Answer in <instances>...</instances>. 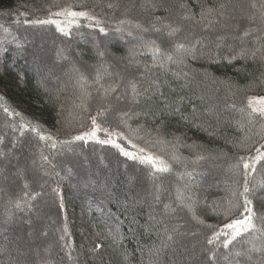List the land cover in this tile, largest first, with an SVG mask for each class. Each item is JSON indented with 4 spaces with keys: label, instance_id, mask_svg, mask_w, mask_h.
Returning a JSON list of instances; mask_svg holds the SVG:
<instances>
[{
    "label": "snow or ice",
    "instance_id": "6c2138e0",
    "mask_svg": "<svg viewBox=\"0 0 264 264\" xmlns=\"http://www.w3.org/2000/svg\"><path fill=\"white\" fill-rule=\"evenodd\" d=\"M192 4L195 7L183 0L179 4L180 13L176 20L153 14L151 18L142 21L127 15L137 7L133 0L129 7L125 8V15L111 28L112 32L129 44L126 54L115 58L126 62L123 71L114 70V65L106 60L108 53L102 50L98 43L95 45L98 63L92 66V76L81 71L75 63L71 64L65 75L77 93L76 99L79 100L74 107L81 113H89L87 119L90 120V125L81 124L83 130L71 139L58 140L52 134L42 131L38 118L34 124L32 119L26 118L20 111L10 109L4 104H0V108L8 117L18 118L10 122L13 133L19 131L23 135L25 131H31L52 149H56L58 144L71 145L74 142H83L87 145L92 141L115 149L119 156L125 158V167L128 166L127 161L142 166L151 187L148 193L151 203L148 218L140 227L149 239L153 234L156 237L151 246H147L148 264H158L160 256L177 244L178 238L189 235L196 237L201 235V231L204 235L201 254L206 258V264H264V214L256 210L251 198L257 186L264 187V173L260 174V179L255 175L259 169H264V143L257 146V141L253 139L259 137L264 140V95L249 94L239 106L235 103L227 105L229 110L238 113V118L233 120V124L243 134L237 139L234 147L242 153H245V149L247 151L245 154L235 156L234 161L229 164L227 170L234 177L231 186L226 182V195L211 204L207 202L206 197L201 199L196 181V176L200 174L197 168H189V165L198 166L200 162L209 159L208 156L198 153L190 160L182 156L179 151L180 147L184 146L182 141L179 137L168 139L162 134L163 121L154 130L155 134L152 129L146 128L144 123H138L136 127L129 123L132 120L138 121L141 117L151 116L155 121L166 113H179L184 98L182 96L172 98L170 93H175V88H171L169 94L163 89L168 86L169 75L175 80H187L189 73L184 71L187 61L196 60L198 54L207 52L209 58L214 59L213 50L226 48L228 54L222 59L229 64L240 59L259 62L264 66V0H250L246 9L241 8L239 16L235 14V9L229 12L227 5L218 0H212L211 3L209 0H192ZM117 6L113 3L107 4L109 9ZM160 7H165L162 0L160 3H157V0L139 2L140 10L146 13H154ZM5 15L11 16L12 13ZM19 17H24V20L21 21ZM28 17L29 13L18 11L14 23L32 27L54 26L55 31L66 38H70L74 32L82 36L83 32L80 31L82 28L98 30L105 36L110 31L105 26V21L87 6L86 0L56 5L55 10L49 7L45 18ZM185 24L189 25L186 34ZM0 30L5 34V39L12 36L10 42H16L18 48L22 47L9 27L0 25ZM56 56L58 61L69 60L63 49H58ZM132 68L137 71H130ZM43 83L40 82L41 86ZM246 87L264 90V73ZM66 88L67 84H62L60 91ZM47 91L45 88V92ZM93 92L99 97L95 115L90 114L89 108ZM2 100L4 97L0 96V101ZM195 112L196 109L193 108V113ZM109 113L116 115L118 121L116 127L111 124L105 126ZM182 118L188 119L186 116ZM99 133H103V139ZM3 143L4 137L0 136V144ZM15 146L14 138L12 147ZM4 155L5 153L0 151V157ZM39 159L41 162L39 166L42 169L45 164L55 169L53 159L45 155L42 149ZM177 166L182 170H178ZM44 174L48 175V172ZM173 174L177 179L174 191L162 183L165 176ZM55 175L59 173L56 172ZM23 188L25 191L21 196L7 201L3 216L0 218V225L5 226L4 230L0 231V255L8 256V264H20L19 257L25 253L16 248V254L13 255L14 242L9 239L7 226L14 222L16 211L23 212L25 208L31 211L32 201L41 194L27 191L29 189L27 181L24 182ZM52 191L59 195L58 188H53ZM124 206L127 207L126 204ZM60 207L63 208L62 201ZM202 208L210 209L218 218V222L208 223L200 214ZM97 211L102 217L99 223L104 226L106 239L111 241L110 246L113 250H121L127 264L130 254L123 249L125 236L121 231L125 221L115 213H105L102 209ZM178 212H183L190 218L196 228L195 231L182 230L183 224L172 223L173 220H178ZM113 217L115 219H112ZM125 219L128 220L129 230L132 231L131 226L137 224L136 218ZM57 231L60 232L59 241L63 242L62 249H67V260L74 261L72 255L74 249L71 243L65 240L68 236L67 224ZM42 234L48 235L46 231ZM50 247L51 245L43 251L47 253ZM195 247L193 245V249ZM101 248L100 243H95L88 251L97 254ZM140 251L143 253L145 246H141ZM36 255H40L39 250L36 251ZM39 264L51 262L40 260Z\"/></svg>",
    "mask_w": 264,
    "mask_h": 264
},
{
    "label": "trees",
    "instance_id": "16d2710c",
    "mask_svg": "<svg viewBox=\"0 0 264 264\" xmlns=\"http://www.w3.org/2000/svg\"><path fill=\"white\" fill-rule=\"evenodd\" d=\"M173 1H177L178 4L183 2V0ZM78 2L79 0H0V25L9 27L12 35L16 37V41L22 45V47L18 48L16 42H10L12 41V36H8L5 39V34L0 30V96L4 97V100L0 101V104H4L10 109L20 111L26 118L32 119L34 124L36 118H38L42 125L43 132L49 134L51 131L54 138L61 140L71 139L72 136L78 134V132L83 129L81 128V124L90 125V120L87 119L89 113H81L79 109L74 107L75 104L79 103V100L76 99L77 93L74 92L67 77L65 78L67 88L63 91H60L61 86L45 85L46 83L41 79V74L43 75L46 70L55 72V67L52 65V62L44 59L39 60V62L42 61L43 64V66H40V63L35 60L34 54L36 48L33 46V43L36 41L28 39V41L31 42H29L27 46L26 43L22 42V38L26 40L28 33L45 32L48 33L53 40L62 42L66 40L64 43L66 45H74L75 50L79 53V61L82 62L83 65H87L88 72L93 75V68H88V66L97 64L98 58L90 49L78 41L81 40L85 43L88 36H99L98 41L106 40V43H108L106 49L108 51L107 59L109 63L114 65V70L123 71L126 62H119L115 58L124 56L129 44L125 40L118 39L119 36L112 32L111 28L115 26L117 20L125 15V8L129 7L133 0H86L87 6L94 11L95 15L104 20L105 26L110 29L107 36L101 35L98 30L82 28L80 29V31L83 32L82 36L74 32L70 38H66L57 33L54 26L32 27L30 25H24L23 23L16 24L14 20L17 18L18 11L29 13V19L45 18L48 14L49 7L55 10L56 5ZM134 2L137 4V7L129 11L127 15L142 21L146 18H151L153 14L161 17L172 16L174 20H176L180 13L172 12L170 8L166 6L157 8L154 13H146L142 12L139 8L140 0H134ZM160 2L161 0H157V3ZM162 2L166 4V0H162ZM186 2L190 6L195 7L192 4V0H186ZM209 2L211 3L212 0H209ZM218 2L225 3L227 5V10L231 12L234 9L233 5L240 4L241 0H218ZM243 2H246L248 6L250 0H243ZM108 3H113L118 6L109 9L107 7ZM196 10L198 11V9ZM9 12L12 13L11 16L5 15V13ZM235 14L239 16L240 12H235ZM19 19L23 21L24 17H19ZM188 28L189 25L185 24V34ZM197 34H199L198 29ZM17 53L21 55L17 56ZM227 54L228 50L226 48L213 50L212 57L214 59H210L207 52L198 54L196 60L187 61V67L184 69V71L189 73L187 80H175L171 75L167 77L168 86L165 87L163 91L169 94L170 89L175 88V93H170L172 98H176L177 96H182L184 98L180 104L181 111L179 113H166L163 116H159L155 121H153L151 116L141 117L138 121H129L132 127H136L138 123H144L146 128L153 130V134H155L154 130L157 126L161 125V121H163L161 128L162 134L168 139L179 137L182 141L184 146L179 149L182 156L189 160L198 153L209 157V159L200 162L198 166L189 165L190 169L191 167H196L197 171L200 173L196 176V181H200L199 183L197 182L199 186L198 191L201 199L203 200L206 197L209 204L213 201H218L221 197L226 195V182L231 186V180L234 178L232 174L228 172V166L234 161L235 156L245 154L247 151V149H245V153H242L239 149L234 147L237 139L243 134L233 124V120L238 118V113L229 110L227 105L235 103L239 106L244 102L246 95L249 94L264 95V90L255 88L248 89L246 87L251 81L259 77L261 73H264V66L259 62L254 63L250 60L246 61L240 59L229 64L222 59V57ZM54 55L55 58H57L56 51ZM38 67L43 73L38 72ZM130 71L136 72L137 70L130 69ZM161 79H164V77H161ZM41 81L44 82L43 86L40 84ZM60 84L62 85L65 83L61 80ZM213 85H216L217 93L219 91V94L224 95L225 99L220 96L217 99L213 96L214 94L212 95L209 93L210 90H213ZM229 86H231V88H229ZM45 88L48 89L47 92H45ZM233 93H237L236 97L233 96ZM92 105L95 108L94 110L92 109ZM98 106L99 97L96 93H93V99L89 103L91 115L97 110ZM193 108L196 109L195 113H193ZM183 116L188 117V119H183ZM13 119L18 120V118L8 117L3 112V109L0 108V121L3 122L5 126H9ZM107 121H112V123H114L116 119L113 120L111 116H109ZM20 138L31 141L35 146V150L38 146H41L42 150L45 151V149H43L44 145H42L45 142L40 141L38 136L31 131H25L23 135L20 133ZM253 139L257 141V146L259 143H264V140H261L259 137H253ZM4 142H6V140H4ZM19 145L18 143V146ZM74 145L77 149H79L81 145L85 153L90 151L99 153V158L101 156V161L105 166L108 164L107 157L110 156L116 163L123 165L126 171L133 170L142 172L146 175V171L142 169V166L135 165L131 161H127L128 166L125 167V158L119 156L118 152L109 145L102 146L89 141L87 145L83 142H74L69 145V147L73 149ZM189 145L194 147H187ZM59 146L61 145L58 144L56 149H52L48 145L45 147H47V152L50 151L51 154H54L58 152ZM62 146L66 147L68 145ZM45 152L44 154L48 155ZM210 156H224L221 161L224 159L225 161L219 162L220 165L215 166L210 163ZM52 159L54 162L55 159L53 157ZM97 159L98 157L96 156V159L94 157L93 161ZM57 161L60 163L61 160H56V162ZM110 164L111 163L108 165L110 166ZM43 169L49 173L47 177L50 178V182L56 180L54 179L55 169L50 168L47 164L44 165ZM177 169L182 170L179 166H177ZM205 172L207 174L210 172L216 174L212 176L211 180L214 179V184L217 183V185H211L203 181L206 176ZM69 173L70 174H67L65 171L60 170L59 175L62 177L57 179L59 180L62 178L63 182L61 185L59 182L58 186H56V188L59 189V195L52 191L54 188L53 184H51L50 194L58 212V221H60L62 227L64 224H67L68 236L65 240L70 242L74 249L72 255L74 256L76 252L78 253L80 251L86 259L85 264H98V261L100 264H125L121 250H113L110 246L111 241L106 239L107 233L104 226L99 223L102 217L97 209H102L105 213H115L116 216H119L121 220L125 221L121 231L125 236L123 249H126L130 254L127 264H141V261H143V264H148L147 246H151L156 237L153 234L151 239H149L148 236L143 234L140 227L148 218V215L145 214L147 203L145 202L144 205L132 204L129 195L132 193L128 190V187L124 190L125 181L119 173H116L114 176V178L122 182V186H118V191L112 190V187L109 186V183L106 178L103 177L104 174H102L101 171L95 170L93 172L90 170H83L79 175H74L71 171H69ZM84 173H86V176ZM261 173H264V169H259L257 174H255L257 179H260ZM168 177H171L169 185L172 187L177 186L175 174L168 175ZM72 180L76 182V186L72 184ZM33 186L34 188L36 187V185ZM33 186L31 187L29 185V189H33ZM140 186L142 185L138 184L137 188L132 190V192L134 191V195L135 192L139 193L140 191L146 190V188L143 186L141 188ZM82 188H86L88 194H83ZM257 188L261 187L257 186L254 189L256 193L254 191V195L252 193L251 198L254 201L256 210L264 214V195L260 196ZM29 189H27V191H29ZM21 190V193L20 191L17 193V197L21 196L25 191L23 187ZM11 193L15 194L13 191H11ZM109 193H111V195H109ZM41 196L40 194L37 198L40 199ZM61 201L63 202V208L60 207ZM125 204L127 207L124 206ZM200 214L208 223L218 222V218L211 213L210 209L202 208ZM181 215L184 219H187L185 213ZM125 217L129 219L131 217L136 218L137 224L131 226L133 229L132 231L129 230V223ZM112 219L115 218L113 217ZM189 222H187L189 227L194 229L195 227L191 220ZM21 224L22 223H20V225ZM93 225H95V227ZM97 233L100 235L98 236ZM201 235L203 241V231H201ZM196 237L192 236L189 238L193 240ZM183 240L184 239L180 238V251L183 250ZM95 243H100L102 245L101 250L97 254L88 251ZM61 245L59 246L60 253H58V259H62L64 256L66 257L65 252L67 249H62ZM141 246H145V251L143 253L140 251ZM55 248L56 250L58 249L57 246ZM172 249L173 247L171 250ZM171 250L169 249L168 252H166V258L164 260H169L172 254H175V256H178L176 257L178 258L177 263L180 264V252H171ZM4 257L5 255H0V262L4 261ZM95 259H97V262H95ZM52 264L55 263L52 262Z\"/></svg>",
    "mask_w": 264,
    "mask_h": 264
},
{
    "label": "rangeland",
    "instance_id": "374dc122",
    "mask_svg": "<svg viewBox=\"0 0 264 264\" xmlns=\"http://www.w3.org/2000/svg\"><path fill=\"white\" fill-rule=\"evenodd\" d=\"M231 4V2H230ZM166 7L170 8V11L172 12H180L179 4L177 1L173 0H166V4H164ZM235 12H240L241 8L246 9L247 3L243 2L241 0L240 4L233 5ZM230 12V11H229ZM232 12V11H231ZM167 18H170L174 20L172 16H169ZM235 23V22H233ZM187 25V24H186ZM89 35V34H88ZM27 39L24 40L22 38V42L26 43L28 46V43L31 41H36L33 43L35 46V60L39 62L40 59L48 60L49 62H52V65L55 67V72L52 71H45L44 73L41 71V69L38 67L37 70L41 74V79L44 80L46 83L45 85H55V86H61L60 81L63 80L65 84L66 83V71L67 69L71 66L72 63H75L77 67L81 69V71H84L86 74L89 76H92L88 70H87V65H83L82 62L79 61V53L75 50L74 45L72 44H65L66 40L62 41H56L53 40L52 37L45 32H35L33 33H28L27 34ZM99 36H94L90 35L86 39L85 43L82 42L81 40L78 41L85 47L91 50L93 54H95V45L98 43L100 48L102 50H106L108 53L106 47L107 41L102 40L98 41ZM31 40V41H28ZM118 39H120L118 37ZM119 42V41H118ZM110 43V42H109ZM25 45V46H26ZM58 49H63L64 54L69 57V60L67 61H58L57 58H55V51L57 53ZM21 55L20 53H17V56ZM57 57V56H56ZM21 58V56H20ZM107 62L109 60L107 59ZM34 61L35 63H37ZM118 61V60H117ZM32 62V61H31ZM121 62V61H119ZM40 66H43L42 61L39 62ZM38 64V63H37ZM123 66V65H121ZM57 68V72H56ZM88 68H92V65L88 66ZM124 68V67H123ZM135 70L134 68H132ZM63 75V76H62ZM62 78V79H60ZM215 89V90H214ZM215 92H214V91ZM213 90H210V94H214L213 96L218 99L220 96L221 98H224V95L219 94V91L217 93V87L216 85H213ZM219 90V87H218ZM95 94V92H93ZM237 93H233V96L236 97ZM227 99V98H226ZM233 99V97H232ZM236 99V98H235ZM121 107H124V105H121ZM92 109L94 110V106L92 105ZM96 114V111L93 113V115ZM111 116V118L114 120L116 118V115L114 113H109L108 117ZM112 121H107L105 126L107 124H111L113 127L117 126V123ZM89 125V124H88ZM85 125V126H88ZM0 136L4 137V142L3 144H0V151L4 152L5 155L0 157V218H2L6 203L9 199H14L17 197V193H21V188L23 187V184L25 181L32 187L33 185H36V187L33 189H29V192H38L41 193V198L40 199H35L32 201V207L31 211H29L27 208L23 212L16 211L15 212V219L14 222L11 225L7 226V234L9 236V239L13 241L14 243L12 244V249H13V255L16 254L15 249L19 248L20 251L24 252L25 255L19 257L20 264H39L40 260H47L50 261L51 264L54 262L55 264H76V261L78 260V264H85L86 259L83 257L82 253L80 251L73 256L75 259L74 261H68L67 256L63 257L62 259H58V253L59 252V246L61 245V241H59V235L60 233L57 231V229L62 228L60 221H58V212L55 206V202L50 194L51 191V184L54 185V188L58 186L59 182L60 185L62 184V178L59 180L57 178L62 177L60 175H55L53 182H50V178H48V175H45L44 173L46 172L45 169H42L40 165V159L38 155H40V151L42 149L41 146H38L35 150L34 144L27 140V139H22L20 138V132L16 131L13 133L10 125L5 126L3 122L0 121ZM83 129H81L82 131ZM79 133V132H78ZM49 134H53L51 131ZM100 138H104L103 133L98 134ZM16 139V146L15 148L12 147V141L13 139ZM22 139V140H21ZM58 139V138H57ZM61 140V139H58ZM65 140V139H64ZM20 144L18 146V143ZM81 144V143H80ZM44 145L43 149H45V153L49 155L50 158H54L56 167H55V173L60 172V170L65 171V173L70 174L73 173L74 175L77 174L79 175L83 170L87 171H101L102 174H104V178H106L107 182L109 183V186L112 187V190L118 191L119 187L122 186V182H120L117 178H114L116 173H119L121 177H123V180L125 181L124 184V190L129 188L128 190L131 191L132 194L130 195V199L133 205L141 204L144 205L145 202L147 203L146 206V215H149L150 209H149V203H151V197L147 195L149 191H151V187L149 184V181L147 180V175H145L142 172H136L133 170H125L124 166L116 163L115 160L111 159L110 156L107 157L108 164L107 166L104 165V163L101 161V156L99 158V153L97 152H84V149L81 147L77 149V147L74 145V148L71 149L68 146L63 147L62 145L59 146V150L57 153L51 154L50 151L47 152V147L46 144ZM11 150V151H10ZM35 151V152H34ZM37 151V152H36ZM36 156V157H34ZM96 156L98 159L96 161H93V158ZM210 156V163L216 165H220L219 162H224L222 156H215L216 159H212ZM36 161L34 164L33 161ZM56 160H61L60 163L59 161L56 162ZM106 160V158H105ZM48 169V168H47ZM49 170V169H48ZM68 170V171H67ZM87 173V172H86ZM84 173V175L86 174ZM49 174V173H48ZM133 175V176H132ZM205 178L204 182L211 184V185H217V183L214 184V179H212V176H215L214 172L206 173L205 172ZM86 176V175H85ZM33 177V179H32ZM206 179V180H205ZM171 180V177L165 176L163 179L162 183L165 185V187L171 189L174 191V187L169 185V182ZM208 181V182H207ZM74 182V183H73ZM131 182V183H130ZM199 183L200 181L197 180ZM113 183V184H112ZM72 184L76 186V182L72 180ZM140 184L144 188H146L145 191H140L139 193L132 190L137 188V185ZM79 185V184H78ZM43 186V187H41ZM142 186H140L142 188ZM40 188V189H37ZM83 194H88V191L86 188H82ZM259 190L258 194L260 196L264 195V187L262 188H257ZM73 190V187H72ZM148 190V191H147ZM263 190V191H262ZM11 191L15 192V194H12ZM256 193V190H254ZM253 191V195H254ZM87 192V193H86ZM90 193V192H89ZM80 194V193H79ZM78 194V196H79ZM128 194V193H127ZM136 200H139V203H135ZM158 207V206H157ZM183 212H178L177 217L178 220H173L172 223L175 224L177 222L181 223L184 225V229L182 230H188V231H195L196 228L191 229L188 225L187 222H189V218L186 216L187 219H184L181 214ZM30 221V223H28ZM57 222V223H56ZM20 223H22L20 225ZM190 223V222H189ZM191 224V223H190ZM3 225L0 227V231L4 230ZM13 231V232H12ZM47 232L48 235L44 236L42 233ZM17 232V234H16ZM31 233V235H29ZM189 237L192 236H185L182 237L181 239L183 240V246L180 251V238H178V243L173 245V249L171 252H180V264H206V258L201 254V245H202V235L199 237L197 236L195 239H191ZM49 245H51L49 251L45 253L43 249L48 248ZM193 245H195V249H193ZM57 246V250L56 247ZM187 249V251H185ZM39 250L40 255H36V251ZM67 252V251H66ZM65 252V255H66ZM168 252V251H167ZM166 254L164 253L160 256L158 264H178V256H175V254H172V257L169 258V260L164 259L166 258ZM4 261H1L0 264H8V256L5 254ZM149 259V257H148ZM94 260V259H93ZM95 262H97V259H95ZM98 264L99 261H98Z\"/></svg>",
    "mask_w": 264,
    "mask_h": 264
}]
</instances>
